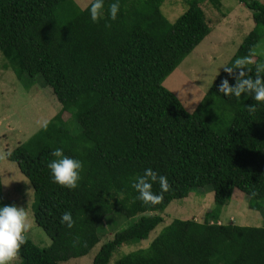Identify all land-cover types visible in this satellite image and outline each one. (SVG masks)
<instances>
[{
    "label": "trees",
    "instance_id": "16d2710c",
    "mask_svg": "<svg viewBox=\"0 0 264 264\" xmlns=\"http://www.w3.org/2000/svg\"><path fill=\"white\" fill-rule=\"evenodd\" d=\"M163 1L120 0L117 18L109 20L112 0H104L103 16L93 23L91 1L79 8L74 0H0V53L16 76H41L60 103L46 128L5 154L29 180L34 222L50 239L39 247L26 237L13 264H58L85 255L99 242L105 218L137 216L99 246L91 264H107L120 246L148 237L163 221L157 211L207 185L214 205L201 221L173 219L148 246L114 264H264V219L259 226L219 221L233 189L250 198L252 208L264 202V103L252 90L239 97L218 91L222 80L231 87L256 79L264 58L253 48L264 34V3L238 0L252 11L254 25L189 112L162 80L211 30L201 7L206 0H182L187 7L174 22L162 14ZM207 1L220 10L219 0ZM237 58L246 63L235 65ZM258 75L264 84V69ZM64 114L80 127L77 134ZM57 147L82 161L73 190L50 178L46 163ZM146 168L169 183L157 204L136 199L130 186ZM151 190L160 192L158 182ZM4 205L10 204L0 180ZM65 211L72 228L60 223Z\"/></svg>",
    "mask_w": 264,
    "mask_h": 264
},
{
    "label": "rangeland",
    "instance_id": "374dc122",
    "mask_svg": "<svg viewBox=\"0 0 264 264\" xmlns=\"http://www.w3.org/2000/svg\"><path fill=\"white\" fill-rule=\"evenodd\" d=\"M79 8H84L91 0H74ZM220 10L214 9L206 0L201 4L211 30L162 80V85L170 90L181 102L185 110L191 112L214 82L217 75L234 55L245 35L252 29V11L238 0H219ZM264 3V0H259ZM182 0H164L160 6L162 14L169 22L186 9ZM253 54L264 58V34L253 48ZM60 103L51 88L39 75L16 76L0 53V180L2 193L10 205L23 207L28 216L30 228L25 234L34 244L46 247L49 237L33 219V188L29 180L18 170L14 161L5 154L36 132L43 121H48L58 110ZM63 118L69 119L68 114ZM72 134L80 131L78 124L69 119L66 125ZM250 198L233 189L227 204L220 209L221 223L259 226L264 219V202L261 209L250 207ZM214 205L213 192L209 185L192 187L186 197L171 200L162 211H157L163 221L146 239L124 244L116 249L107 264L114 262L126 252L146 247L150 241L173 219H194L201 221L206 211ZM117 214L113 211L111 213ZM110 214V215H111ZM137 219H125L113 215L105 218L100 229V240L85 255L72 257L58 264H91L99 246L112 238L115 230L131 224ZM17 257L10 261L13 264Z\"/></svg>",
    "mask_w": 264,
    "mask_h": 264
},
{
    "label": "clouds",
    "instance_id": "9594fccd",
    "mask_svg": "<svg viewBox=\"0 0 264 264\" xmlns=\"http://www.w3.org/2000/svg\"><path fill=\"white\" fill-rule=\"evenodd\" d=\"M104 0H91L87 7L90 20L95 23L103 16ZM120 8V0H112L107 7V16L109 20H115ZM107 26V25H106ZM235 65H243L246 63L244 59H235ZM264 69V62L258 64L256 68L257 76L252 79H240L234 86H229L227 80H222L218 86V91L227 96L231 93L233 96L239 97L242 91L254 92L253 99L256 102L264 103V84L258 73ZM226 73H231L230 67H225ZM240 76L244 75V71H240ZM248 110L254 111L253 106H249ZM47 121H43L41 127H47ZM50 155L54 157L46 163L49 170L50 178L53 183L73 190L78 187L81 180L82 161L63 154V150L59 147L51 150ZM152 182H158L160 192L153 193ZM130 186L137 192L136 199L144 203L157 204L162 199V193L168 191L169 183L164 175H158L152 169L146 168L143 175L137 176ZM60 223L67 228H72L74 220L70 212L65 211L60 216ZM30 224L28 216L23 207L15 205L0 206V264H10L14 258L18 256L19 249L25 243L26 233L29 231Z\"/></svg>",
    "mask_w": 264,
    "mask_h": 264
}]
</instances>
